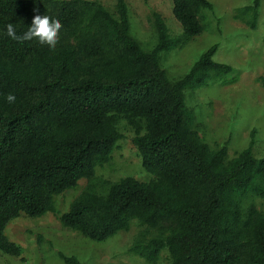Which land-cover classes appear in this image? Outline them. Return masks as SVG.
I'll use <instances>...</instances> for the list:
<instances>
[{
  "label": "trees",
  "instance_id": "16d2710c",
  "mask_svg": "<svg viewBox=\"0 0 264 264\" xmlns=\"http://www.w3.org/2000/svg\"><path fill=\"white\" fill-rule=\"evenodd\" d=\"M263 0L237 7L234 18L258 27ZM63 25L55 50L37 39L20 43L34 10ZM182 31L172 34L152 11L157 33L145 49L132 33L129 5L114 11L99 0H0V252L21 257L6 228L21 214H55L61 225L97 242L133 222L139 231L128 254L147 264H264V156L256 132L231 157L228 143L212 147L201 134L186 91L239 80L210 46L178 79L162 66L163 53L180 49L210 29V0H173ZM264 41V39H263ZM264 83V79L262 80ZM12 93L16 100L9 103ZM125 122L148 181L96 176L124 135ZM86 187L62 212L56 197ZM105 187L100 192L98 187ZM65 264H84L58 253Z\"/></svg>",
  "mask_w": 264,
  "mask_h": 264
},
{
  "label": "rangeland",
  "instance_id": "374dc122",
  "mask_svg": "<svg viewBox=\"0 0 264 264\" xmlns=\"http://www.w3.org/2000/svg\"><path fill=\"white\" fill-rule=\"evenodd\" d=\"M114 11L116 0H99ZM129 5L132 33L143 47L152 49L157 42V33L151 25L152 11L165 18L172 34L182 31L181 24L173 14V0H126ZM215 13H210V29L196 36L184 47L163 53L162 66L170 78L183 76L210 46L218 44L214 59L233 66L239 80L232 84L221 81L194 91L187 90V104L197 115L201 134L216 147L228 143L230 156L248 147L252 131L256 132L254 152L264 156V0L260 8V19L256 29H250L234 18L235 9L252 0H210ZM124 138L112 160L97 168L96 176L109 181L133 176L148 181L151 175L145 170L142 159L133 143L134 132L125 123L120 124ZM81 179L75 189L56 197L59 210H68L71 202L86 187ZM100 185L98 190L105 192ZM257 206L264 211V198L256 199ZM139 227L133 222L129 231H121L106 241H92L82 234L65 228L58 217L47 213L41 217L21 214L6 228L8 237L20 244L24 253L15 257L0 252V264H65L58 253L76 256L84 264H147L139 256L128 254Z\"/></svg>",
  "mask_w": 264,
  "mask_h": 264
},
{
  "label": "clouds",
  "instance_id": "9594fccd",
  "mask_svg": "<svg viewBox=\"0 0 264 264\" xmlns=\"http://www.w3.org/2000/svg\"><path fill=\"white\" fill-rule=\"evenodd\" d=\"M31 25L28 30L23 34L17 35L12 23L6 25L7 35L15 41L24 43L25 41H31L34 38L42 45H47L51 50H55L58 42L60 30L63 25L59 19H53L49 15H41L38 9L34 10ZM9 103H14L16 97L14 94L9 93L6 96Z\"/></svg>",
  "mask_w": 264,
  "mask_h": 264
}]
</instances>
